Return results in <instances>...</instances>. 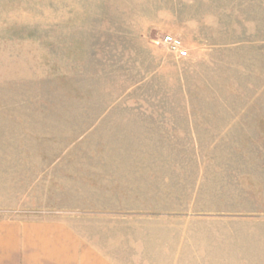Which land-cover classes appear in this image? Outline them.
Returning <instances> with one entry per match:
<instances>
[{
  "label": "rangeland",
  "instance_id": "obj_1",
  "mask_svg": "<svg viewBox=\"0 0 264 264\" xmlns=\"http://www.w3.org/2000/svg\"><path fill=\"white\" fill-rule=\"evenodd\" d=\"M0 215L264 264V0H0Z\"/></svg>",
  "mask_w": 264,
  "mask_h": 264
},
{
  "label": "crops",
  "instance_id": "obj_2",
  "mask_svg": "<svg viewBox=\"0 0 264 264\" xmlns=\"http://www.w3.org/2000/svg\"><path fill=\"white\" fill-rule=\"evenodd\" d=\"M127 219L0 215V264H179L180 251L127 249L123 233H110Z\"/></svg>",
  "mask_w": 264,
  "mask_h": 264
},
{
  "label": "built area",
  "instance_id": "obj_3",
  "mask_svg": "<svg viewBox=\"0 0 264 264\" xmlns=\"http://www.w3.org/2000/svg\"><path fill=\"white\" fill-rule=\"evenodd\" d=\"M160 43H162L169 52L175 54L177 57H185L187 49L183 46L182 41L171 34L165 33L160 37Z\"/></svg>",
  "mask_w": 264,
  "mask_h": 264
}]
</instances>
